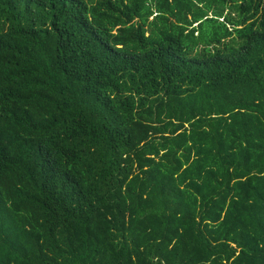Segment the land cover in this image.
<instances>
[{
  "label": "trees",
  "instance_id": "16d2710c",
  "mask_svg": "<svg viewBox=\"0 0 264 264\" xmlns=\"http://www.w3.org/2000/svg\"><path fill=\"white\" fill-rule=\"evenodd\" d=\"M0 264H264V0H0Z\"/></svg>",
  "mask_w": 264,
  "mask_h": 264
}]
</instances>
